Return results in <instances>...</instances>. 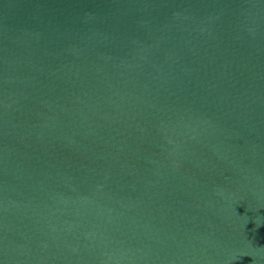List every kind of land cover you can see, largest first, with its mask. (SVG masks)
I'll return each instance as SVG.
<instances>
[{
  "label": "water",
  "instance_id": "1",
  "mask_svg": "<svg viewBox=\"0 0 264 264\" xmlns=\"http://www.w3.org/2000/svg\"><path fill=\"white\" fill-rule=\"evenodd\" d=\"M0 264H264V0H0Z\"/></svg>",
  "mask_w": 264,
  "mask_h": 264
}]
</instances>
